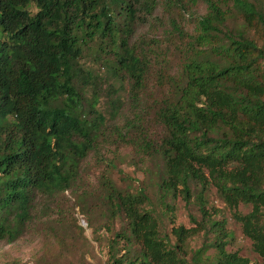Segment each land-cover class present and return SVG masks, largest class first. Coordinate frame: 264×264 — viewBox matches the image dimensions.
<instances>
[{
  "label": "trees",
  "instance_id": "16d2710c",
  "mask_svg": "<svg viewBox=\"0 0 264 264\" xmlns=\"http://www.w3.org/2000/svg\"><path fill=\"white\" fill-rule=\"evenodd\" d=\"M158 1L0 0V239L23 233L38 192L73 185L81 160L103 138L102 83L82 61L91 49L96 60L110 62L112 77L130 81L131 102L151 111L159 127L151 133L140 114L142 125L118 138L142 159L151 155L163 197L180 191L188 200L191 185L199 187L198 208L214 232L188 259L187 237L197 228L175 225V238L164 237L145 186H119L105 175L107 217L120 220L108 264H264V0H203L189 33L171 17L170 31L185 38L180 69L155 79L149 56L128 39L144 20L137 11L151 13ZM196 2L175 3L192 14ZM148 79L168 85L148 94ZM107 86L116 115L124 100L113 82ZM209 185L260 262L227 249L225 219L206 218Z\"/></svg>",
  "mask_w": 264,
  "mask_h": 264
},
{
  "label": "rangeland",
  "instance_id": "374dc122",
  "mask_svg": "<svg viewBox=\"0 0 264 264\" xmlns=\"http://www.w3.org/2000/svg\"><path fill=\"white\" fill-rule=\"evenodd\" d=\"M176 1L159 0L151 13L137 11L144 20H139L134 26L128 42L149 56L151 78L164 75V71L175 73L180 69L179 62L184 51L179 40L185 43V38L170 31V18L174 16L189 33L194 29L197 15L205 11L203 0H197L192 14L180 10ZM82 61L97 73L102 83L98 105L106 116L99 136L103 138L81 160L73 185L50 195L41 192L36 194L32 218L23 233L13 241L0 239V264H108V245L114 232L120 228V220L107 217L100 185L101 177L105 175L119 186H126L127 183L145 186L159 221L160 233L164 237L171 240L175 238L171 232L175 225L196 227L197 230L187 237L189 259L192 251L204 242H209L214 233L198 208L195 195L199 187L191 185L192 193L188 200L180 191L173 197L161 195L157 185L159 169L151 155L142 159L133 145L118 138L119 132H123L124 137H131L132 128L142 125L140 114L143 116V127L153 134H159V127L152 121V112L141 105L135 108L136 104L131 102L128 93L130 81L126 79L120 82L112 77L109 61L96 60L91 49L84 53ZM108 82H113L124 100L116 115L109 112L105 90ZM146 83L147 92L153 95H157L160 86L168 85L157 83L154 79H148ZM204 198L206 218L225 219L230 235L227 249L238 251L252 262H260L250 238L242 232L239 222L232 216L231 208L213 185L205 190ZM163 199L169 203L168 206ZM239 209L246 212L249 205L240 204ZM122 247L120 241L118 248ZM213 251L212 246L207 249V253Z\"/></svg>",
  "mask_w": 264,
  "mask_h": 264
}]
</instances>
